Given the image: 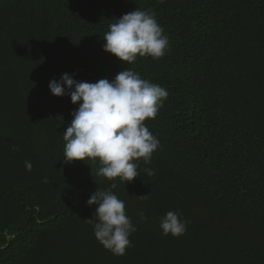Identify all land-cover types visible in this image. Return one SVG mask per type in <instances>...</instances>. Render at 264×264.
Here are the masks:
<instances>
[{
	"label": "trees",
	"instance_id": "trees-1",
	"mask_svg": "<svg viewBox=\"0 0 264 264\" xmlns=\"http://www.w3.org/2000/svg\"><path fill=\"white\" fill-rule=\"evenodd\" d=\"M134 9L155 14L164 56L103 50ZM125 68L168 91L145 121L159 146L126 184L65 163L78 105L48 87ZM112 183L136 227L122 256L87 221L90 195ZM169 211L187 222L179 237L160 228ZM0 264H264V0H0Z\"/></svg>",
	"mask_w": 264,
	"mask_h": 264
},
{
	"label": "clouds",
	"instance_id": "clouds-1",
	"mask_svg": "<svg viewBox=\"0 0 264 264\" xmlns=\"http://www.w3.org/2000/svg\"><path fill=\"white\" fill-rule=\"evenodd\" d=\"M103 40L105 52L128 64L137 56L158 59L165 55L169 46L168 37L163 34L155 14L139 9L110 24ZM48 87L53 95L70 96L71 102L78 105L63 132L65 163L98 162L96 176L110 181L119 178L124 184L140 176L134 161L143 158L145 164H150L152 154L159 146L158 138L149 131L145 121L155 118L162 107L168 96L164 87L142 79L139 73L128 68L117 73L111 81L102 78L94 83L78 81L64 73L59 81L51 80ZM24 163L26 170L31 171L32 163L28 160ZM144 171L153 174L150 169ZM116 187V183L109 189L98 187L90 195L87 205L96 206L95 222L93 218L87 221L93 224L99 243L114 255L122 256L131 246L129 237L136 227L126 215L124 201L112 191ZM140 217L147 219L143 212ZM186 223L173 211L160 218L162 233L173 237L185 233Z\"/></svg>",
	"mask_w": 264,
	"mask_h": 264
}]
</instances>
